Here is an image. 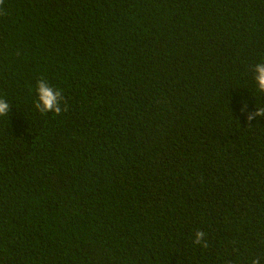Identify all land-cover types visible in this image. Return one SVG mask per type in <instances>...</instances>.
<instances>
[{
	"label": "trees",
	"instance_id": "obj_1",
	"mask_svg": "<svg viewBox=\"0 0 264 264\" xmlns=\"http://www.w3.org/2000/svg\"><path fill=\"white\" fill-rule=\"evenodd\" d=\"M2 8L0 264H264V0Z\"/></svg>",
	"mask_w": 264,
	"mask_h": 264
},
{
	"label": "clouds",
	"instance_id": "obj_2",
	"mask_svg": "<svg viewBox=\"0 0 264 264\" xmlns=\"http://www.w3.org/2000/svg\"><path fill=\"white\" fill-rule=\"evenodd\" d=\"M4 0H0V15H4L3 6ZM254 75L253 79L256 82L257 91L264 94V62L257 63L252 69ZM37 99L35 102V108L43 114L54 113L55 115H60L62 112L68 110L67 103L62 94V91L58 88L53 87L46 79H40L37 81L36 86ZM10 105L8 101L4 98H0V116H7L10 112ZM242 113L247 111V105L241 109ZM255 117L264 118V107H257L256 111L247 115L249 125ZM205 232L198 230L195 233V239L193 243L202 245L204 248L208 247L205 241ZM251 264H261V259L259 257L253 259Z\"/></svg>",
	"mask_w": 264,
	"mask_h": 264
}]
</instances>
